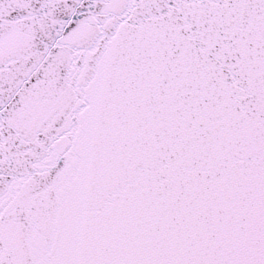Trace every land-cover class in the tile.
Segmentation results:
<instances>
[{
	"label": "snow or ice",
	"instance_id": "obj_1",
	"mask_svg": "<svg viewBox=\"0 0 264 264\" xmlns=\"http://www.w3.org/2000/svg\"><path fill=\"white\" fill-rule=\"evenodd\" d=\"M0 264H264V0H0Z\"/></svg>",
	"mask_w": 264,
	"mask_h": 264
}]
</instances>
